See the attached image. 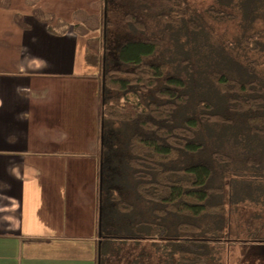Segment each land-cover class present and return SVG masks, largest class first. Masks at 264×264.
I'll return each instance as SVG.
<instances>
[{"label":"trees","instance_id":"16d2710c","mask_svg":"<svg viewBox=\"0 0 264 264\" xmlns=\"http://www.w3.org/2000/svg\"><path fill=\"white\" fill-rule=\"evenodd\" d=\"M137 2L158 20L181 21L188 34H209L184 0ZM207 12L239 28L206 67L205 81L219 94V105L193 94L191 58L180 59L182 72L169 67L159 32L125 38L112 54L105 44L97 50L85 41L84 62L98 67L100 83L96 264H109L125 246L133 247L126 264H219L211 244L224 235L220 165L258 166L262 159L239 158L204 135L211 127L239 126L264 147V73L247 55L264 57V0H215ZM124 18L135 30L145 29L134 12ZM231 48L248 56L238 54L244 60L238 70L226 64Z\"/></svg>","mask_w":264,"mask_h":264},{"label":"crops","instance_id":"0c3cea01","mask_svg":"<svg viewBox=\"0 0 264 264\" xmlns=\"http://www.w3.org/2000/svg\"><path fill=\"white\" fill-rule=\"evenodd\" d=\"M11 4L0 0V264H96L99 73L79 23Z\"/></svg>","mask_w":264,"mask_h":264},{"label":"rangeland","instance_id":"374dc122","mask_svg":"<svg viewBox=\"0 0 264 264\" xmlns=\"http://www.w3.org/2000/svg\"><path fill=\"white\" fill-rule=\"evenodd\" d=\"M184 1L206 24L208 35L205 32L188 34L181 21L172 24L158 20L153 10H144L143 4L137 0H30L29 5L26 0H11V6L13 10H44L51 16L53 25L77 22L78 34L82 33L81 43L89 38V43L95 49L102 50L106 45L110 54L125 38L144 37L159 32L165 38L162 56L169 67L173 71L182 72L180 59L191 58L195 66L194 75H190L193 94L196 98L207 96L219 105L220 96L205 81V71L208 65L222 55L221 49L233 42L239 30L238 24L233 19L218 21L209 15L207 9L215 0ZM102 4L103 10L100 8ZM127 12H134L145 24V29L132 28L124 18ZM102 26H105V40L100 33ZM228 51V67L238 70L244 62L240 57L245 59L249 56L257 59V68L264 73L263 56L252 51H247L248 56L242 55L237 48ZM238 54L241 56L238 57ZM89 70L99 73L98 67L91 66ZM204 137L209 142L231 150L239 158L250 155L262 159V164L258 166L241 162L220 165L218 183L222 187L221 200L226 207L224 235L219 242L211 245L219 264H264V147L257 138L248 135L239 126L211 127ZM116 244L124 246L121 242ZM132 249L131 246H125L120 256L109 257V264H126Z\"/></svg>","mask_w":264,"mask_h":264}]
</instances>
